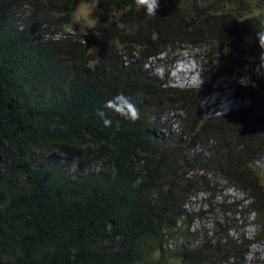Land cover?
<instances>
[{"label": "trees", "instance_id": "trees-1", "mask_svg": "<svg viewBox=\"0 0 264 264\" xmlns=\"http://www.w3.org/2000/svg\"><path fill=\"white\" fill-rule=\"evenodd\" d=\"M82 2L96 8L97 24L65 31ZM223 3L197 2L187 18L180 0H158L152 16L135 0H0V264H214L241 255L225 238L218 251L217 242L184 244L183 203L223 179L253 198L264 226L253 172L264 159V87L242 85L249 107L207 115L196 90L162 85L147 67L175 44L211 52L224 43L218 62H262L264 0H247L249 11L246 0ZM134 110L138 118H126ZM169 112L177 130L163 129ZM62 154L77 157L72 168ZM178 231L181 241L167 248Z\"/></svg>", "mask_w": 264, "mask_h": 264}, {"label": "rangeland", "instance_id": "rangeland-1", "mask_svg": "<svg viewBox=\"0 0 264 264\" xmlns=\"http://www.w3.org/2000/svg\"><path fill=\"white\" fill-rule=\"evenodd\" d=\"M197 2L208 7L226 9L224 0H180L181 11L187 18L194 13L193 7ZM77 6L64 30L74 34L83 32L85 34L97 24L96 8L84 2ZM242 10H252V5L247 3ZM213 45L210 52L208 47L175 44L174 47H169L167 52L159 53L158 56L149 59L147 67L151 68L157 82H161L162 85L192 89L193 92L196 90L199 93L201 112L207 115L224 114L239 107H249L251 100L243 97L246 91L242 90L241 86L252 83L255 88L264 87V59L258 63L259 59L253 57L244 56L236 59L224 57L219 59L221 62H218V59L214 57L223 56L228 47L224 43L220 44L221 47H217L218 44ZM180 56L185 58L188 73L198 68L205 72L209 78L208 83H202L199 87V82L189 85L182 80L183 78L173 75V66L180 63L178 60ZM216 79L232 80V85L226 88L229 96L223 103L219 100L215 101L213 97ZM252 108H258L257 104ZM162 120L163 125L168 127V131L177 130L178 120L174 114L171 112L163 114ZM9 153L10 151L5 149L2 155L5 157ZM61 157L66 160L69 168H72L77 161V157L73 155L62 154ZM253 172L256 173L254 174L256 185L264 196L263 158L257 159ZM195 173L212 178L208 170L199 169ZM214 182L215 186L209 184L211 191L195 189L187 195L183 203L185 212L189 214L187 224L189 233L188 238L184 239V244L192 246L201 241L205 244L217 242L218 251L225 248L223 244V238H225L230 244L236 245V253L240 250L241 255L228 258L226 262L221 260L214 264H264V226L256 222V212L251 211L250 204L253 203V198H249L239 188L230 187L226 180L215 179ZM262 202L261 207L264 208V201ZM181 239L180 231L172 233L167 237L166 247H172Z\"/></svg>", "mask_w": 264, "mask_h": 264}, {"label": "bare ground", "instance_id": "bare-ground-1", "mask_svg": "<svg viewBox=\"0 0 264 264\" xmlns=\"http://www.w3.org/2000/svg\"><path fill=\"white\" fill-rule=\"evenodd\" d=\"M184 59H185L184 56L178 57V60L180 63L177 62L178 64L173 66V69H174L173 75H177L178 77L183 78L182 80H184L189 85L190 84H192V85L197 84L200 79H202L203 83H208L209 78L207 77L205 72L199 70L198 68L196 71H194V72L191 71L192 73H188L187 72L188 68L185 65L186 61ZM225 80L224 79H218L216 81V86H215V91H214L213 97L215 98V101L219 100L220 103H223V101L228 98L229 93L226 90V88L232 85V80H227V81H225ZM223 81H225V82L223 83Z\"/></svg>", "mask_w": 264, "mask_h": 264}, {"label": "clouds", "instance_id": "clouds-1", "mask_svg": "<svg viewBox=\"0 0 264 264\" xmlns=\"http://www.w3.org/2000/svg\"><path fill=\"white\" fill-rule=\"evenodd\" d=\"M138 9H144L145 14L152 16L156 14V8H158V0H135ZM158 56V55H157ZM203 83L202 79L199 80L198 87ZM240 108V107H239ZM238 109V108H237ZM128 119L135 120L138 118V110H134L132 114H130ZM163 120L161 118V124L163 125ZM163 129H166L164 126ZM164 131V130H163Z\"/></svg>", "mask_w": 264, "mask_h": 264}]
</instances>
